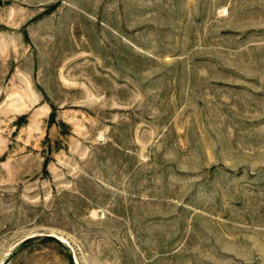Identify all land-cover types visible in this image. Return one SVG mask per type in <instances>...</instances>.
<instances>
[{
    "label": "rangeland",
    "instance_id": "rangeland-1",
    "mask_svg": "<svg viewBox=\"0 0 264 264\" xmlns=\"http://www.w3.org/2000/svg\"><path fill=\"white\" fill-rule=\"evenodd\" d=\"M0 264H264V0H0Z\"/></svg>",
    "mask_w": 264,
    "mask_h": 264
}]
</instances>
